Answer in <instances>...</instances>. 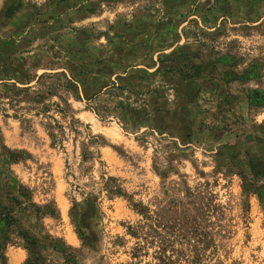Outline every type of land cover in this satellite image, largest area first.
I'll list each match as a JSON object with an SVG mask.
<instances>
[{
	"label": "rangeland",
	"instance_id": "rangeland-1",
	"mask_svg": "<svg viewBox=\"0 0 264 264\" xmlns=\"http://www.w3.org/2000/svg\"><path fill=\"white\" fill-rule=\"evenodd\" d=\"M0 180V264H264V0H0Z\"/></svg>",
	"mask_w": 264,
	"mask_h": 264
},
{
	"label": "trees",
	"instance_id": "trees-1",
	"mask_svg": "<svg viewBox=\"0 0 264 264\" xmlns=\"http://www.w3.org/2000/svg\"><path fill=\"white\" fill-rule=\"evenodd\" d=\"M33 80L39 89L32 90L33 87L29 86L31 84V81H29L26 84L27 87H14L10 93L3 95V99H5L7 105L15 112L13 117L18 118L17 110L21 108V104L25 103L29 104L30 108H39L42 114L48 113L49 109L53 106L59 108L54 104L46 103V99L60 92V90H67L70 87V80L63 73L46 74L35 77ZM71 123L72 125L74 124L73 121ZM72 125L70 124V128H73ZM58 132L59 135L63 134L61 127H58ZM49 136L52 139V143L56 142L57 136L55 133L50 132ZM106 188H108L110 194L119 195L122 192V189L119 187H116L113 191H111L109 186H106ZM12 192L14 191L9 184L6 181L0 180V221L8 228L18 223L17 211L19 215H23L29 207L27 204L29 196L27 194L19 190L16 194ZM18 195L24 200L23 202L19 200ZM17 235L22 238L28 251V259L25 264H43L42 253L45 252L47 245L30 236L27 232L20 231ZM2 251V246L0 245V252Z\"/></svg>",
	"mask_w": 264,
	"mask_h": 264
}]
</instances>
